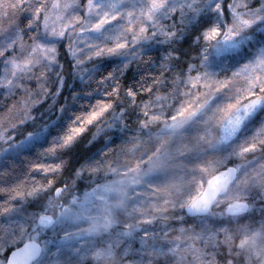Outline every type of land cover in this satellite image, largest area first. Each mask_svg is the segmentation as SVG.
<instances>
[{
  "label": "snow or ice",
  "instance_id": "obj_1",
  "mask_svg": "<svg viewBox=\"0 0 264 264\" xmlns=\"http://www.w3.org/2000/svg\"><path fill=\"white\" fill-rule=\"evenodd\" d=\"M0 20V264H264V0H0ZM139 63L151 80L122 84ZM65 73L86 87L58 104ZM91 128L111 143L49 179Z\"/></svg>",
  "mask_w": 264,
  "mask_h": 264
},
{
  "label": "trees",
  "instance_id": "obj_2",
  "mask_svg": "<svg viewBox=\"0 0 264 264\" xmlns=\"http://www.w3.org/2000/svg\"><path fill=\"white\" fill-rule=\"evenodd\" d=\"M0 26H3V21L0 20ZM153 51H159L161 55H163V47L162 45H156ZM184 48H187V45H184L181 51L184 50ZM195 55V53H193ZM69 58L65 57L61 60V63H64L65 66H67V60ZM147 59V57L145 58ZM116 60L114 59H108L104 62L103 67L108 68L109 70L112 67L116 66ZM156 68L155 64H152L151 66L147 63H139V64H133L129 70L125 73V75L121 79V83L125 84L126 86H139L137 85L138 80L140 79V76L143 74L144 78L146 80H151L153 75V70ZM65 77L67 80V84L63 90L62 97L58 99L57 103H63V97H67L70 95V93L73 91L74 88H84L86 85L83 82L77 81L74 77L68 76L67 73H65ZM92 87H95V84L93 83ZM101 91H103L101 89ZM98 95V94H97ZM142 95H147L146 93H142ZM3 107V106H2ZM0 108V113H3V110L5 107ZM78 108V106H74ZM61 114L56 112L55 108H53L51 111L47 110L45 107V110L43 111V115L38 117L40 120L45 119H52L56 120L57 116H60ZM71 116V112H66L63 114L62 118L60 120H57V124H66L69 120V117ZM24 129L31 130L29 125H22L20 126V130L23 131ZM95 129L91 128L89 132L81 138V140L68 152L65 154L64 158L69 160V166L65 170L64 174L57 175L55 177H52L49 175V179H55V181L58 183L60 180L65 179L66 176L70 175L72 170L75 167H78L80 163H82L89 155L96 153L98 151H102L106 145L110 144V141H106L103 137L98 139L97 141H94L92 144L88 143V140L90 139L92 132H94ZM26 134V132L24 133ZM112 135V133H109ZM22 135H18L17 139H22ZM115 138V137H113ZM35 159L34 156H29L23 160L22 163L16 162L13 164L14 172L16 174H23L24 172H29L28 164L31 160ZM28 177H25L27 179ZM31 178L43 183L44 182V174L38 173V172H31ZM3 193H0V205L4 203L3 200ZM220 209H217L219 211ZM171 223V221H169Z\"/></svg>",
  "mask_w": 264,
  "mask_h": 264
},
{
  "label": "rangeland",
  "instance_id": "obj_3",
  "mask_svg": "<svg viewBox=\"0 0 264 264\" xmlns=\"http://www.w3.org/2000/svg\"><path fill=\"white\" fill-rule=\"evenodd\" d=\"M117 62V61H116ZM0 71H2V69H0ZM2 91L3 90H0V108L3 106V107H6V105L10 104V100L9 98L5 97L2 95ZM2 107V108H3ZM5 110V109H4ZM4 110H3V113H4ZM3 113L1 112L0 113V116L3 115Z\"/></svg>",
  "mask_w": 264,
  "mask_h": 264
}]
</instances>
